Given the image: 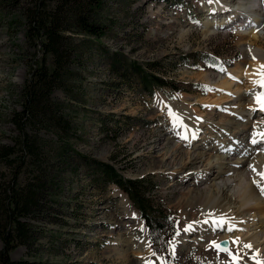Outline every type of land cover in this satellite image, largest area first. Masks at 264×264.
Instances as JSON below:
<instances>
[{"label": "rangeland", "instance_id": "obj_1", "mask_svg": "<svg viewBox=\"0 0 264 264\" xmlns=\"http://www.w3.org/2000/svg\"><path fill=\"white\" fill-rule=\"evenodd\" d=\"M35 1L19 0L11 7L12 2L0 0V144H11L17 134L12 112L22 109L21 90L34 56L41 57L28 37L24 15L25 8L32 7ZM106 1L104 16L108 23L113 20L109 33L98 40L100 43L84 41L80 34L73 37V75L65 84L66 91L55 88L51 92V99L63 104L62 112L76 129L68 132L71 143L63 145L49 129L34 127L45 138V154L53 168L50 174L55 175L51 191L55 198L49 195L44 199L52 208L38 215L35 246L30 252L23 245L17 246L10 251V257L50 264H139L145 257L144 249L133 246L142 240L149 245L147 256L155 264H231L230 255L210 247L211 242H227L226 247L235 249L233 236L240 238L245 232L251 235L257 231L259 214L234 213L235 208L229 205L233 213L212 215L213 201L196 206L191 214L186 205L190 188V193L196 195L219 182L233 201V186L227 189L210 174H204L203 182L197 184L196 172L202 173L199 170L205 161L189 165L185 173H175V167L168 162L185 160L186 155L178 154V150L197 154L210 151L208 148L218 143L226 149L228 133L237 131L243 119L249 120L250 127L264 121V113L258 112L254 99L255 93L264 89L252 83L259 78L257 75L252 76L253 80L246 76L264 64L259 61V65L252 66V51L264 54V1L256 7V15L244 7L252 0H218L211 4L208 0ZM216 4L223 8L210 13L208 9ZM247 20L250 24L245 27ZM114 51L125 54L128 61L151 63V71L171 81L172 88H155L154 96L149 97L139 90L135 80L123 79L120 73L125 63L111 67L109 56ZM47 63L52 68L49 54ZM115 67H121L119 72ZM224 80L232 84L231 91L222 85ZM240 85L239 93L236 87ZM169 110L177 116L188 111L198 118L204 139L195 146H181L184 140L176 136L177 121ZM228 111L231 114H226ZM223 118L231 125L222 127ZM252 129L243 144L250 143ZM257 132H262L261 127L253 134ZM62 147L68 149L66 162L52 158ZM257 151L263 154L264 148ZM173 152L175 162L170 157ZM238 153L231 157L232 161L239 157ZM79 155L90 161L109 162L126 177L148 178L146 186L154 207L159 216H168L161 218L162 229L149 231L125 193L115 184L98 185L94 168L85 165ZM9 169L13 168L0 162V187L9 180ZM25 176L28 174L24 173L22 179ZM125 198L130 203L127 210ZM260 200L264 204V196ZM221 217L228 223L218 227L215 221ZM191 220L197 222L196 226L185 231ZM233 220L237 224L229 232L227 228ZM179 241L182 247L176 249Z\"/></svg>", "mask_w": 264, "mask_h": 264}, {"label": "trees", "instance_id": "obj_2", "mask_svg": "<svg viewBox=\"0 0 264 264\" xmlns=\"http://www.w3.org/2000/svg\"><path fill=\"white\" fill-rule=\"evenodd\" d=\"M48 1L36 0L32 7L24 10L28 37L34 41L41 57L34 56L29 76L21 90L22 109L12 112L17 134L12 137L11 144H0V162L5 167L13 168L9 169V180L0 187V264H50L35 259L10 257V251L17 246H25L28 252L35 246L38 240L35 228L38 215L52 208L51 204H45L44 199L49 195L55 198L51 193L55 188V175L50 174L53 168L45 154V138L34 127L49 129L63 145L71 143L68 132L71 128L76 132V129L62 112L63 104L51 99V92L55 88L66 91L65 84L73 75L70 66L75 48L73 37L82 35L84 41L100 43L98 40L109 33L113 24L112 19L108 23L104 16L106 0ZM5 2H12L9 4L12 7L19 0ZM48 54L51 56L52 68L47 63ZM116 56L120 58L116 59ZM109 57L111 67L114 63H125L126 67L120 73L123 79L135 80L139 90L149 97L154 96L155 88L164 85L172 88L171 81L151 71V63L143 65L135 60L128 61L125 54L116 51ZM207 61L214 62L211 59ZM120 68L115 67L117 71ZM67 151V148L62 147L52 158L56 156L58 160L66 162ZM79 156L85 165L94 168L98 185L115 184L128 196L149 231L162 229L161 218L166 219L168 216H159L160 212L154 207L148 194L149 186H146L148 178H129L109 162L99 159L90 161L86 156ZM24 173L28 176L22 179Z\"/></svg>", "mask_w": 264, "mask_h": 264}, {"label": "bare ground", "instance_id": "obj_3", "mask_svg": "<svg viewBox=\"0 0 264 264\" xmlns=\"http://www.w3.org/2000/svg\"><path fill=\"white\" fill-rule=\"evenodd\" d=\"M263 1L264 0H252L250 3L247 4L248 6L245 5L244 7L248 8V12L256 15V14H258V12H257L258 10L256 9V7L260 6L259 3L261 4ZM220 3H221V1H220ZM218 4H216L217 6H214L210 9L207 8L208 11L210 13L217 12L218 10L221 11V8H223V5H221V4L218 5ZM214 9H218V10H214ZM249 24H250V22H249V20H247V23H245V27L248 26ZM252 53H253L252 59H253V57H255V59H253L254 61L252 63V66L255 63H257L255 65H259V61H262L264 63V54H262L261 52H254V51H252ZM254 75H255L254 72L253 73L248 72L246 74L247 78L251 79V80L254 79L252 77ZM256 79L257 78H255V80ZM222 85H226L225 87H228V90L231 91V88H232L231 85L232 84L229 83L227 80H224L222 82ZM241 87H242L241 85L237 86L236 92H239L241 90ZM255 104H257L256 101H255ZM241 107L243 110H245V104L244 103H241ZM256 109H258V112H260L261 114L264 113V111L259 110L258 107ZM226 114H231V113L228 111V112H226ZM179 117H180V121H182V124L177 122L176 126H177L178 131H177V134H176V132H174L173 134H174V136L176 134V136L178 138H182V140H184L181 143V146H187V145L195 146V144H199V141L203 140L205 137V134H204L205 132L202 133V131H201L202 122H199L198 118L194 117L191 113H188V111H186L183 114H180ZM228 121L229 120L223 118L221 120V126L222 127H225V125L230 126L231 124L229 125ZM242 121H241L242 123L240 124V127H238L237 131H235L233 133H228V135H230V138L228 136H227L228 138H226L228 141L226 147L228 149L227 148L223 149V147L217 146L219 144L218 143L217 145L212 144V147L210 146L211 148L210 147L208 148V149H211L210 151L198 152L197 154H194V152H193V154H191L188 150H185V152L178 150L177 151L178 154L182 153V154L186 155V158H184L185 160H181L179 163H176L175 162L176 152H173L174 154L172 153L170 155V157H171L172 161H174L175 163L169 161L170 163L168 162V164H172V166L175 167L174 168L175 173H185L186 169L188 167H190L189 165H192L193 163H197L198 161H200V162L205 161L204 167L203 168L201 167L202 170H199V172L202 171V173H198V170L196 172V174L199 176V179L196 182L197 184L203 182V181H201V178L204 177L203 176L204 174H210L212 179H214V181L216 179L221 180L223 183L222 186H226L227 189L231 188V186H233L232 187V190H233L232 194L234 195L233 201H232L231 197L228 196L227 193H225V190L223 189V187L221 188V185H220L221 183H219V182H217V183L215 182V184H214L215 186H213L214 188L211 189V188L207 187V188H204L203 190L201 189L202 192L196 193V195H194L195 193L194 194L190 193V190H192L190 188V190H188L189 195H187L189 198L186 197L188 199H186V198H183V199H186L188 201L189 204H186L187 208H188L187 210H189L191 214H192L191 209L196 208V206L198 208V205H201L206 201H208V202L213 201L212 205H214L215 208H213L214 210L212 213L210 212L212 215H218L219 213L222 215H224V214L227 215V214L233 213L231 211V210H233L232 209L233 207L235 208L234 213L239 212V211L240 212L246 211V212H251V213L257 212L259 214L258 216H260V218L257 221V223H259L257 231H255L251 235H248V233L244 231L245 233L242 234V236H240V238H239V240L241 239L240 240L241 243L235 244V249L230 248L232 250L233 254H239L242 257V259L240 260V264H256V261L252 259L253 256H256V258L260 261H264V237H263L264 236V218H262V216H261V215H264V204H261L262 203V200H260L261 194H260L259 190L257 189V187L252 182L253 179L257 178V177H255V174L250 170L249 165L255 166L257 170H264V153L261 154V152L259 153V151H257V149L260 148L261 146H262V148H264V138H262L259 135H255L257 133H264V121L262 123L259 122L258 124L257 123L251 124V127H253V129H252V134L250 135L251 136L250 143H247V144H243V141H244L243 138L248 133L249 128H251V127L247 126V123H249V120L243 119ZM260 127H261L262 132H257V133L253 134L254 129H256V131H257V129ZM222 129H224V128H222ZM253 138L257 139V141H258L257 144L251 143ZM261 142H262V144L260 145ZM162 149H163L162 147L159 148V150H162ZM237 152H239L238 153L239 157H237V159L232 161L231 160L233 158L232 156H235ZM256 152H258V154H254ZM161 153H164V152H161ZM214 153L215 154L218 153V155L214 156ZM250 157H252V158L249 160ZM175 165H177V166H175ZM219 193H220V195H219ZM184 197H185V195H184ZM186 200H185V202H186ZM129 205H130V203L125 198L124 207L126 210L129 207ZM203 205H202V207H203ZM229 205H233V207L231 208V206H229ZM195 210H197V209H195ZM226 210H227V212H224ZM191 214H190V216H191ZM258 216H257V218H258ZM191 217H190V219H191ZM193 217H195V216H193ZM234 220L232 221V224L236 223V221H234ZM194 223H197V222H193L191 220V221H189V223H187L188 226L191 225V231H192V228L196 226ZM142 227L144 230V226H142ZM144 233H145V230H144ZM235 238L236 237L233 236V240ZM260 239H263V241L259 242ZM254 243H256V244H254ZM132 244L134 245V243H132ZM243 244H251V245L254 244V245L252 246L251 249H247V248L242 247ZM133 247H137V248H139V250L144 249L143 255H145V257L140 262L141 264H155V262L153 260H151L150 257H148L149 256V254H148L149 250L147 248L149 247V245L147 243H145L141 240V243H139L138 245H135ZM180 247H182V241H179L177 243L176 249H181ZM231 259H232V257H231Z\"/></svg>", "mask_w": 264, "mask_h": 264}, {"label": "snow or ice", "instance_id": "obj_4", "mask_svg": "<svg viewBox=\"0 0 264 264\" xmlns=\"http://www.w3.org/2000/svg\"><path fill=\"white\" fill-rule=\"evenodd\" d=\"M208 2L211 4L213 2H218V0H208ZM253 59H255V57H253ZM255 75H257L259 78L252 81V83L256 86H259L260 88L264 89V64L260 65V67L258 69L255 70L254 72ZM233 79H235V77H233ZM255 101L257 103V105L259 106V109L261 111H264V91L261 92H257L254 95ZM170 115L173 116V118L182 124V121H180V117L177 116L175 113H172L171 110H169ZM255 135H259L262 138H264V133H257ZM252 144H257L258 141L257 139L253 138L251 141ZM250 170L255 174V177L253 179V184L257 187V189L259 190L260 194L262 196H264V170H257L255 166L253 165H249ZM207 222V221H205ZM216 226L218 227H223L224 224L228 223V221L225 220V218L221 217L219 218L217 221H215ZM191 230V225L188 226L187 229H185V231H189ZM227 230L229 232H232L235 230V225L234 224H229ZM179 233H177L178 235ZM175 243V242H173ZM233 244H240V240L239 238H235L232 241ZM227 244V242H216L213 241L211 242L210 247H214L218 252H225L228 253L231 257H232V264H240V260L242 259V257L239 254H233L232 250L228 247H226L225 245ZM243 248H247V249H251L252 245L251 244H243L242 245ZM175 252V249L173 248V253ZM253 260L256 261V264H264V261H260L256 258V256L252 257Z\"/></svg>", "mask_w": 264, "mask_h": 264}]
</instances>
